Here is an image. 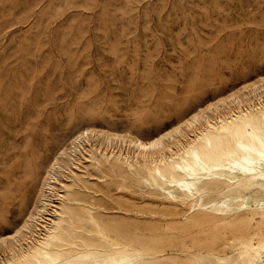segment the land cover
<instances>
[{
  "label": "rangeland",
  "instance_id": "obj_1",
  "mask_svg": "<svg viewBox=\"0 0 264 264\" xmlns=\"http://www.w3.org/2000/svg\"><path fill=\"white\" fill-rule=\"evenodd\" d=\"M254 87L264 0H0V264H239L264 240V163L235 131L164 165L120 142L168 143ZM43 196L55 239L22 258Z\"/></svg>",
  "mask_w": 264,
  "mask_h": 264
},
{
  "label": "bare ground",
  "instance_id": "obj_2",
  "mask_svg": "<svg viewBox=\"0 0 264 264\" xmlns=\"http://www.w3.org/2000/svg\"><path fill=\"white\" fill-rule=\"evenodd\" d=\"M244 88L243 90H245ZM260 90V87H254L252 91L255 96L250 101H244L238 95H234L229 102L223 104V108L218 107L212 111L213 118L207 115L210 110L201 109L197 111L189 120L183 123L184 126L182 124L175 129L174 134L169 136L168 143L163 140L156 143H139L134 140L121 141L120 143L128 151L134 148L145 161L155 165H164L177 159L190 146L194 147L200 139H204L205 143L216 147L213 135L207 134L211 129L217 133H229L232 129L240 139L242 147L253 158L264 163V108L262 106L264 101H262L263 97L258 94ZM257 107L260 109L257 113H254L253 108ZM85 135L87 134L85 133ZM203 135L207 136L202 138ZM81 137L82 135L77 137L80 143H82ZM109 143L112 144V140H109ZM45 197L42 198L41 208L37 210L36 216H30L17 233L11 236L22 258L31 256V252L40 257L45 256L46 248L55 239L58 228L50 227L51 224H54V221L47 218L49 216L48 210L52 209L47 208L51 204ZM48 221L51 222L49 226L45 225ZM33 228L35 229L33 230ZM42 228L47 229L49 232L47 237L45 234H41ZM26 234H29V236ZM41 235L44 236L42 240L35 238ZM244 245L245 249L239 254V264H253L260 251L264 249V240L258 241L257 236L253 235L248 238ZM115 246L120 250H126V245L116 243ZM7 247L9 252H13L9 245ZM115 261L117 263L133 264L131 259L124 256L116 257Z\"/></svg>",
  "mask_w": 264,
  "mask_h": 264
}]
</instances>
